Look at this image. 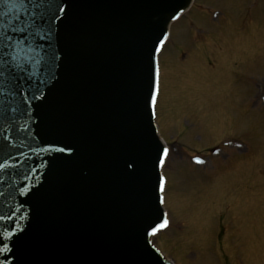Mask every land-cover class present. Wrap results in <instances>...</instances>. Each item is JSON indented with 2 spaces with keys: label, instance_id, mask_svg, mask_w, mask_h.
Masks as SVG:
<instances>
[{
  "label": "water",
  "instance_id": "obj_1",
  "mask_svg": "<svg viewBox=\"0 0 264 264\" xmlns=\"http://www.w3.org/2000/svg\"><path fill=\"white\" fill-rule=\"evenodd\" d=\"M193 0H0V264H171L158 54Z\"/></svg>",
  "mask_w": 264,
  "mask_h": 264
},
{
  "label": "rangeland",
  "instance_id": "obj_2",
  "mask_svg": "<svg viewBox=\"0 0 264 264\" xmlns=\"http://www.w3.org/2000/svg\"><path fill=\"white\" fill-rule=\"evenodd\" d=\"M173 264H264V0H193L159 55Z\"/></svg>",
  "mask_w": 264,
  "mask_h": 264
},
{
  "label": "snow or ice",
  "instance_id": "obj_3",
  "mask_svg": "<svg viewBox=\"0 0 264 264\" xmlns=\"http://www.w3.org/2000/svg\"><path fill=\"white\" fill-rule=\"evenodd\" d=\"M163 154H164L165 157H167V155H168V149H164L163 150ZM164 226H166V225H164Z\"/></svg>",
  "mask_w": 264,
  "mask_h": 264
}]
</instances>
